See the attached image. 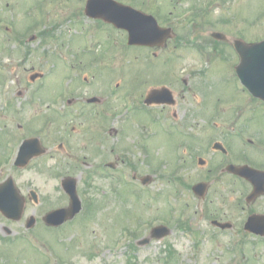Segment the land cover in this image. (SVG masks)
<instances>
[{
  "label": "rangeland",
  "instance_id": "rangeland-1",
  "mask_svg": "<svg viewBox=\"0 0 264 264\" xmlns=\"http://www.w3.org/2000/svg\"><path fill=\"white\" fill-rule=\"evenodd\" d=\"M29 1L34 0H0V6L4 7H0V14L3 16L0 19L4 22L6 19L10 20V23L16 26L19 32L22 30L23 24H25L24 26L30 25L29 22L32 21L43 23L45 16L39 7L28 10L25 16H22L26 6L29 7ZM185 1L190 3V0ZM219 2L222 5L207 11V22L219 23L204 24L206 27L204 30L220 29L229 37L245 38L249 41L264 38V0H220ZM12 5L17 10L19 9L15 14H9ZM67 10L65 4L60 1L55 2L54 12L64 15ZM217 18L230 24L220 23L219 20L215 21ZM73 25L68 21L55 23V26L50 28L53 30L52 37L45 40L44 37L51 33L46 35L37 33L34 41L23 43L14 42L13 38L9 39L8 34L3 36L0 27V102L3 101L1 95L7 94L9 97L8 102L2 103L3 106L0 103V161H3V156L9 152L7 145L15 144V139L19 143L24 137H27L24 133L40 137L48 149L47 153L33 158L25 170L14 168L12 165L0 167L3 169L0 172L1 179L11 175L21 193L26 197L29 189H34L39 197L38 203H34L30 199L27 201L25 212L19 221L8 220L0 214V264H264V238L244 235L243 232L239 233L249 209L257 207L255 209L264 210V202L248 205L241 194L240 184L234 182L228 175H220L209 186L207 198L202 203L199 197L192 193L191 185L204 177L206 172L203 170L206 169L198 168L196 165L190 168L186 165V169L181 168L177 172H172V166H175L174 160L168 159L179 154L178 144L182 139L181 135L167 136L163 128L149 122L147 115L141 114L139 109L136 112L132 111L128 120L125 121L126 123L117 122L121 118H116L113 124L108 125L114 130L109 132L106 129L109 134L106 135L101 129H96V131L105 135V139L101 140L104 147L107 145L104 151L108 152V149L113 148L109 158L113 161H115L114 158L119 159L118 170L121 172L112 173L113 178L118 177L121 173V176L123 173L129 175L125 168L126 165L132 163L136 166L138 174L152 176L151 186L143 189L139 185H135L132 186L134 187L132 189L129 187V192H126L127 188L117 186L120 192L116 193L111 192V181L115 179L93 175L94 177L90 179L91 187L86 188L85 174L76 171L75 175L79 176V195L82 199L87 200L91 197L94 199V205L92 208L89 207L91 208L89 211L78 215L69 222V225L58 229L59 232L65 231L64 238L59 233L48 231L41 217L48 210L66 205L68 202L58 182L59 178L54 173L60 171L59 160L62 162L58 144L61 137L67 134L68 127L71 125L69 122L73 117L71 115L63 118L57 116L50 110L47 101L50 102L57 93H60L64 83L66 84V78L72 79L74 76L72 74L75 71L78 79L71 83L69 96L78 97L73 108L79 111L90 110L89 106L84 105V97L97 95L105 98V101H109L107 107L111 114L113 112V114H121L122 105L118 99L125 92L134 91L133 95L139 99L140 96L145 95L149 88L155 85L161 86V83L169 85L170 89L178 94V102L174 109L179 116H182L183 110L187 109L189 111L185 114L186 116H198L201 115L199 113H202L200 111L203 108L206 109L205 114L207 115L208 109L215 103H218L217 112L219 114L231 115L234 114V101L240 99L242 95L246 96L238 79L234 76V64L237 57L229 54L222 59V55H219L222 52L229 53L230 48L226 43L211 42L210 39L204 43L180 48L179 44L169 42L164 45L162 50L158 51L161 54L155 61L156 64H146L145 60L152 58L150 51L134 47L125 48L123 46L125 36L122 32L102 28L97 33L98 38L108 41L116 37L115 47L108 50L109 55L106 58L95 61L100 54L99 51L97 54L95 52L94 54L92 52L83 54L84 40L79 35L82 32L81 27L75 26L77 29L75 28V32L69 36L70 32L67 27ZM42 28L48 29L49 26ZM212 43L218 48L214 53L217 58L211 56L214 58L213 62L211 64L204 62L205 66L200 67L202 62L197 53L200 50L198 45H204L207 48ZM101 45L99 43L96 48ZM104 45L106 46V44ZM63 53L69 59H65ZM68 55L73 56L74 59ZM169 56L171 60L165 66L162 63L163 59ZM66 60L70 65H73L72 69L69 68ZM111 67L114 72L107 76L105 71ZM42 70L47 72L44 79L30 80L32 73ZM140 71L142 76H139ZM187 73L190 75L187 76ZM85 77L90 79L88 83L85 82ZM111 78L115 80H113V84L116 81L119 83L116 87L119 90L112 94L108 93L109 87H111L108 82ZM169 78H172L171 81H168ZM185 78L187 84L181 81ZM7 84H10L9 90L4 89V85ZM194 87L195 91L189 90ZM197 90L198 94H196ZM12 94H15L14 97ZM199 99L203 108L196 109L194 107L200 106ZM65 104V100H63L58 105L65 108ZM165 110L168 111V108ZM243 117L250 118L252 125L248 123L247 126L249 128L253 126L256 130L251 128L247 131L245 139L250 134L255 136L258 141H264V104L253 109H245ZM137 118H140L143 123L141 125H146L154 130L151 129L152 133L147 136L145 141L147 150L144 156V150L141 148L140 140L136 134L138 132L137 130L133 131L134 126L139 124ZM45 119L46 122L47 119L55 121L49 122L47 130L42 129ZM24 122L27 123V126L19 128L17 124H25ZM76 122L78 123V121ZM121 124L124 125L125 130L116 131V127ZM80 125L82 127L79 131H82L75 135L80 138L79 144H75L73 150H68L77 153L79 157L86 155L88 160H91V155L106 160L103 157H107L106 155L100 156L88 149L90 144L86 139L92 137L94 131L84 130V128H92L94 124H92L93 126L87 125V123ZM100 125H103L102 129L107 127L104 122ZM195 127L197 126L195 125ZM41 131H43L42 134H39ZM211 134L213 133L208 130L203 135V144ZM227 135V145L232 151L233 160L241 162L245 159L251 165H264V150H256L255 146L247 141H242L241 138L234 135ZM8 137L15 139L10 140ZM101 143L100 146L98 145L100 147L98 153H101L103 148ZM206 158L211 163L220 159L221 156L207 154ZM157 161H160V167L154 171L153 164ZM178 172L184 187L171 178V175H176ZM135 188L146 192L137 193ZM83 190L86 191L83 193L84 198L81 194ZM180 190H184V192L181 194ZM121 194L125 196L122 197ZM137 195L139 198L136 197ZM155 195H157L156 198H154ZM169 195L174 196L177 202L176 206L172 207L173 217L169 225L172 232L162 238L161 242L152 241L150 245L138 246L136 241L146 237L150 231L149 228L144 229L145 226H149L145 221H149L148 219L154 218L157 214L167 215L164 213L167 210L169 213L170 209L167 203ZM31 214L35 216L36 223L28 229L25 224ZM211 215L225 216V219L232 221L234 228L225 231L213 230L208 221V217ZM164 218L162 217V220ZM162 220L154 218L152 223H162ZM184 220L188 226L189 221L190 224L193 223L194 230L196 229L195 231L199 233L197 236L180 228L179 225ZM141 222L142 227L139 226ZM124 227L129 228V233ZM140 228L142 229L140 230ZM135 231L138 235L135 237L136 241L133 242L134 235L132 233ZM187 232L195 237L197 243L189 239ZM245 233L248 232L245 231ZM54 234H57L56 239H62L63 242L60 245L51 238ZM44 237L52 239L49 242L53 248L57 249L56 254L61 255L60 252L65 254L67 262L61 259L57 261L54 252L51 253V257L46 256L47 258H45V250L42 247ZM120 242L123 244L122 248L117 244ZM114 243L117 245L115 246ZM132 243L135 248L128 247ZM166 245H169L174 253L168 262L166 260L169 257L165 255V252H168Z\"/></svg>",
  "mask_w": 264,
  "mask_h": 264
},
{
  "label": "flooded vegetation",
  "instance_id": "flooded-vegetation-1",
  "mask_svg": "<svg viewBox=\"0 0 264 264\" xmlns=\"http://www.w3.org/2000/svg\"><path fill=\"white\" fill-rule=\"evenodd\" d=\"M45 3L43 5L45 13L50 21H52L53 25L64 23V22H72L74 25L67 27L68 30H73L75 32V26L86 28L85 33H89L90 35L94 33L95 36H97V33L102 29H110V31H117L122 32L126 38L127 32L121 29H116L112 24L104 22L102 19L89 16L85 12V6L87 0H44ZM60 1L61 3L65 4L66 8L68 9L65 14H58L54 12V5L55 2ZM119 3H122L127 6H131L132 8L139 10L140 12L150 14L152 15L158 22L159 26L163 28H169L171 37L166 40V44L169 42H173L175 44L177 43H204L206 41H209L210 38L214 40L212 37L210 29L204 30L206 27L204 24H210L207 22V15L205 14V11H203L204 3H202L205 0H190L189 2H186L185 0H115ZM186 4H183L184 2ZM115 5V4H114ZM108 5L105 6L107 8ZM195 8V9H194ZM192 9V10H191ZM195 10V11H193ZM64 17V18H63ZM85 22V23H84ZM84 23V24H83ZM208 28V27H207ZM77 29V28H76ZM79 33V32H78ZM71 35V34H70ZM69 35V36H70ZM79 35H81L79 33ZM100 38V37H99ZM172 78H169L168 81H171ZM183 80V79H182ZM185 80H183L184 82ZM186 82V81H185ZM184 82V83H185ZM186 84V83H185ZM167 86L169 89V85L162 84ZM172 94L175 96L176 102L173 105L169 104H161V105H153V107L159 108L160 112L164 111L166 108H168V111L170 114H162L158 118L168 121L173 120V122H177L178 120L181 121V128L187 131H183L182 134L185 136L186 139V151L188 153V158H186L183 163L190 168H192L194 165H196L198 168H203L206 170H203L206 172L204 177L200 178L198 181L201 182H208L210 185L215 181L214 179L220 175H228L233 180H243L241 177L227 173V172H221L219 175L216 174V168H219L224 161V157L214 161L211 165L216 168H211L209 160L203 159L202 163L199 161V158H196L194 160V156L192 154L193 149L195 147V139L197 140V136H203L208 129L211 128L209 125L212 123L216 129L224 130L225 127L221 126L220 124H224L226 122L230 123H236L235 121H238L239 117L236 119V117H210V116H186L187 113L186 110H183V115L179 116L177 115V111L175 112V106L178 102V94L173 90L170 89ZM163 99H166L165 96H162ZM74 102L78 100V97H73ZM99 121H92L91 123L94 124L92 128H84V130L91 129L94 131V135L90 137L89 139H86V141L90 144V147L88 148L89 151L98 154L100 156L106 155L108 157L103 156L106 158V160H101L98 158V156L91 155V160L88 161L86 159V155L82 159H80L79 155L73 151H69L68 149H74L76 146L75 144H79V139L75 137V135L79 134L81 131L80 128L82 125L72 126L70 129V133H68L71 137L63 139L59 142L58 148L61 150V155L64 159L63 165H61L62 168L66 169L69 173L75 174L76 171L81 172V170L87 169L91 172L96 171H103L108 175V172H106L105 168H109L111 170H116L120 164L119 159L114 158L115 161H111L109 156L112 155L113 148L108 149V152L104 151L106 146L104 147V143H101V140L105 139V135L103 133L97 132L96 129H101L102 132H105L106 135L109 134L106 129L111 132L113 127H109V124H112L110 121H108V118L105 117H97ZM215 119H223L221 122H217ZM102 122H104L107 127L102 129L100 125ZM203 124V125H201ZM195 125L197 127H195ZM173 127L167 126L165 127V130H172ZM196 129L197 133L194 132ZM247 127H243L240 130V134L242 131H246ZM171 133V132H169ZM74 136V137H73ZM107 137V136H106ZM100 143L102 145V151L100 152ZM64 149V150H62ZM217 154V153H214ZM220 155V154H217ZM224 155V154H223ZM100 157V158H103ZM98 161H97V160ZM95 160V161H93ZM110 161V162H109ZM114 162V163H113ZM219 162V163H218ZM61 164V163H60ZM130 164L126 165V168H130ZM134 175L138 178L141 177V175H138L136 171H134ZM79 177L78 175H75ZM253 202H264V195L256 198ZM223 218L220 217L219 220H222Z\"/></svg>",
  "mask_w": 264,
  "mask_h": 264
},
{
  "label": "water",
  "instance_id": "water-1",
  "mask_svg": "<svg viewBox=\"0 0 264 264\" xmlns=\"http://www.w3.org/2000/svg\"><path fill=\"white\" fill-rule=\"evenodd\" d=\"M130 41L129 43H138L140 39H135L138 36H148L150 34L149 28L148 33H140V27L131 28ZM144 44H150L149 42H143ZM237 52L240 55V63L236 66V72L240 78L242 84H244L249 91L256 97L264 100V40L245 44L241 41H236L234 44ZM37 140L25 141L19 152V159L28 160L32 155L38 154L41 150L38 148ZM237 173L244 174L254 184L257 183L256 173L258 170L249 168L247 166L233 168ZM67 183V184H66ZM64 184L65 190L71 197L70 206L67 208H60L48 213L44 220L48 224L59 225L64 220L73 217V215L79 211L80 202L75 190V180L70 179ZM201 187L195 186L194 189L198 191ZM24 205V198L18 192V189L13 185V180L9 178L6 182L0 185V210L8 218L19 219ZM34 218L30 217L28 226L33 224ZM245 227L255 233L264 234V216L253 215L246 222ZM169 230L165 227H157L153 230L152 236L161 237L167 234Z\"/></svg>",
  "mask_w": 264,
  "mask_h": 264
}]
</instances>
